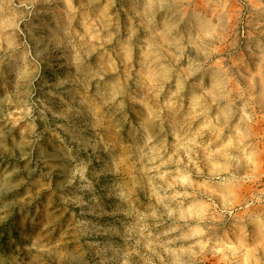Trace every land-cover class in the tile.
<instances>
[{
  "label": "clouds",
  "instance_id": "obj_1",
  "mask_svg": "<svg viewBox=\"0 0 264 264\" xmlns=\"http://www.w3.org/2000/svg\"><path fill=\"white\" fill-rule=\"evenodd\" d=\"M0 264H264V0H0Z\"/></svg>",
  "mask_w": 264,
  "mask_h": 264
}]
</instances>
